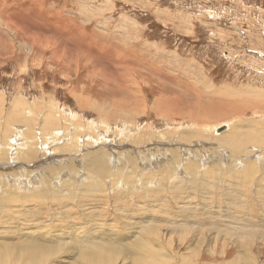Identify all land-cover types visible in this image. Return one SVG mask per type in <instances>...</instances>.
I'll return each mask as SVG.
<instances>
[{"label": "rangeland", "instance_id": "rangeland-1", "mask_svg": "<svg viewBox=\"0 0 264 264\" xmlns=\"http://www.w3.org/2000/svg\"><path fill=\"white\" fill-rule=\"evenodd\" d=\"M202 85L215 89V95L208 89V94L199 90L209 98L220 100L225 96L220 93L223 91L235 98L238 94L255 95L261 103L250 110L214 117L206 113L212 100L200 96L199 101L197 88ZM142 98L148 105L146 115L140 113L142 105L138 101ZM169 98L177 99L182 114L202 121L200 126L192 122L193 127L202 130L200 138L173 144L181 133L186 138L185 132H191L185 130L190 125L188 117L170 121L158 120L154 113L147 117L157 99L170 104L166 102ZM195 103L201 104V110L193 107L195 113H191L189 109ZM124 104L123 110L136 114L134 117L121 116ZM45 118H53L54 123ZM155 122L159 127L153 125ZM180 123L184 125L178 127ZM240 126L255 143L247 142L242 148L247 153H237L239 158L230 163L228 155L220 152L221 148L227 154L231 150L224 145L217 148L212 139L238 134ZM145 131L164 134L149 137L146 144L156 142L161 146L168 142L169 146L164 145L166 154H176L167 164L178 160L179 168L165 165L166 154H159L163 163L157 166L149 158L139 159L132 150L138 144L130 142ZM104 133L105 137H99ZM66 142V154L57 152ZM32 144L38 148L29 149ZM2 149L0 176L8 174V179L0 180V190L10 189L11 199L18 202L4 205L0 199V235L22 223L13 221L16 216L24 220L20 230L29 232L53 230L57 224L67 222L63 217L69 215L68 226L76 222L93 232L90 237L97 233L96 239L105 238L102 246L111 248L121 240L129 244L132 238L146 241L148 237L151 245L163 239L174 246L175 252L186 256V247L195 243L197 231L186 230L193 235L169 232V223L180 225L184 217L192 224L196 219L209 223L205 219L210 217L214 226L220 215L219 225L230 219L239 220L235 228L250 222L248 228L253 234L245 246L249 244L252 264H264V0H0ZM104 150L110 152L102 153ZM195 150L199 154L195 155ZM126 151L133 153L128 156L130 163H121V167L113 164L116 160L119 164ZM27 152L26 157L34 156L30 161L24 158ZM101 154L106 159L109 156L107 171L93 173ZM64 156L73 162L64 161ZM249 165L254 171L246 174ZM188 166L198 169L199 177L190 176ZM118 168L128 175L129 184L119 177L122 174ZM79 171L78 179L75 173ZM147 179L150 182L146 187L141 180ZM205 180L210 184H203ZM183 200L188 204L184 205ZM227 215L230 219L224 218ZM150 218H154L153 229L159 230V235L146 230L136 233ZM255 226L257 229L252 228ZM206 234L200 263L234 261L239 253L236 239L223 235V240H217L211 231ZM211 251L216 253L214 258ZM59 256L52 257L48 264L69 262V254ZM9 259L25 264L19 255ZM115 264L124 263L120 258Z\"/></svg>", "mask_w": 264, "mask_h": 264}, {"label": "bare ground", "instance_id": "bare-ground-1", "mask_svg": "<svg viewBox=\"0 0 264 264\" xmlns=\"http://www.w3.org/2000/svg\"><path fill=\"white\" fill-rule=\"evenodd\" d=\"M45 12V11H44ZM43 12V13H44ZM19 17V16H18ZM21 19V18H20ZM67 24V23H66ZM21 26V25H20ZM75 27V26H74ZM63 29V28H62ZM65 30V29H64ZM62 31L65 32V31ZM60 32V31H59ZM66 36V35H64ZM80 36V35H79ZM82 38V37H81ZM69 40V39H68ZM75 40V39H74ZM75 42V41H74ZM77 44V43H76ZM95 56V55H94ZM123 61V60H121ZM135 82L137 80H134ZM198 89V93L200 94L198 97H199V101H200V96H202L204 99H208V100H212V102L208 105H210L208 108H209V112L207 111L206 113H213L215 116L214 117H218V116H227V115H232L233 112H241L243 110H250L252 108H254L255 106H258L259 103V100L257 98H255L253 95V97L250 96H247L246 95H239L238 94V97H232L230 93L228 92H223L221 91L220 93L221 94H224L225 96L220 99V100H217L216 98L214 97H206L204 95H201L202 93L199 91L201 90L203 93H206V90H210L209 92L214 94L215 95V89H213L211 86H204L202 85L201 88H197ZM121 90V89H120ZM123 90V89H122ZM217 90V89H216ZM219 90V89H218ZM125 93H127L125 91ZM124 93V95H125ZM131 93V92H130ZM192 93H194V91H192ZM196 93V92H195ZM253 93V92H251ZM250 93V94H251ZM129 94V93H128ZM210 95V94H209ZM134 96V95H133ZM257 96V95H256ZM132 97V96H131ZM134 98V97H133ZM226 98V99H224ZM255 98V99H254ZM175 98H169L166 100L167 101H170L171 103L168 104V103H165V101H161L159 99H157V101H155L156 103L153 105V107L151 108V111L148 112V115L147 117H150L151 115H153V113L155 114V117L159 119L161 118H167L169 121L172 119V118H179V117H188L187 119V123L190 124L185 130H188V131H191V132H184L186 133L187 137L185 138L184 136H181L182 133L180 134V136H178L177 138H175L173 140V144H175L176 141H191L192 138H198L199 137V134L200 133H203L202 130H199L195 127H193V123L196 125V126H200L202 124V121H199V120H196L194 119L193 117H191L190 115L186 114H182L181 110H183L179 106V102L176 101L177 99ZM113 100V99H111ZM198 101V102H199ZM261 101V100H260ZM115 102V101H114ZM140 104L142 105L141 107V115H146V109L148 107L147 103H146V100L145 98H142L140 101ZM83 103V102H82ZM109 103V102H108ZM113 103V101H112ZM111 103V104H112ZM175 105H174V104ZM200 103V102H199ZM120 104V103H119ZM173 104V105H172ZM115 105V104H114ZM198 105V106H197ZM125 104L121 106V110L119 111L121 113V116L123 117H134L136 114H133L132 112H128V111H125L123 110ZM177 106V107H176ZM173 107V108H172ZM193 107L195 108H201V104H194L190 109L189 111L191 113H195V110L193 109ZM100 108V107H99ZM103 109H106L103 108ZM201 110V109H200ZM97 111L101 114L103 113L101 110L97 109ZM106 111V110H105ZM164 112V113H162ZM162 113V114H161ZM186 113V112H185ZM201 113V112H200ZM137 114H139L137 112ZM16 116V115H15ZM194 116H198L197 114H194ZM19 117V116H18ZM16 117V118H18ZM116 117V116H115ZM13 118V117H12ZM15 118V120H16ZM21 118V117H20ZM19 118V119H20ZM49 118V117H48ZM46 119V118H45ZM77 120V119H76ZM189 120V121H188ZM47 121H52L53 122V118L51 119H46V122ZM22 122V121H21ZM193 122V123H192ZM234 122V120H233ZM232 122V123H233ZM54 123V122H53ZM72 123V122H71ZM236 123V122H235ZM56 124H57V121H56ZM231 123H229V126H230ZM242 124V123H241ZM32 125V124H31ZM155 125L156 127H159L158 126V123L155 122ZM181 125H184V123H180L178 127H182ZM203 125V124H202ZM57 126V125H56ZM227 126V124H226ZM236 126V124H235ZM249 126V125H248ZM47 127V126H46ZM242 128V126H240ZM48 128V127H47ZM228 128V127H227ZM240 128V130H241ZM251 128V127H250ZM230 129V128H229ZM245 128L243 127L242 128V131L239 132L238 134L237 133H234L233 135L228 134L230 135L228 137L225 136V137H217V138H214L212 140H214V142L216 143L217 145V148L224 145L226 147H228L229 150H231V152L228 154L226 153L227 151H223V149L221 148V155L224 156L225 154L228 155L227 158L228 159V162L231 163V161H233L235 158H237L239 155L240 152H243V154H246L247 152L245 151H242V148L246 145H248L247 142H254V140L252 139H248V135L247 134V131L244 130ZM247 129V128H246ZM255 129V128H254ZM52 130V129H51ZM236 130H238L236 128ZM239 130V131H240ZM248 130V129H247ZM250 130V129H249ZM248 130V131H249ZM256 130V129H255ZM251 131V130H250ZM253 132V131H252ZM53 133V132H52ZM159 134H163L162 132H157L156 133H148L147 131L145 132H142L138 137H134V140L130 143H133V144H138V146L136 148H132L133 152L137 154V156L140 158H149L151 162L155 163L157 166L158 164H162L163 163V159L161 156H159V154L161 155H165L167 152H168V149L166 147H164V145H168L169 143L168 142H165L164 145H161V146H157L158 144L155 143H149V146H147L146 143H148V141H150V139H152L153 137H156L158 136ZM184 134V133H183ZM255 134V133H254ZM253 134V135H254ZM32 135V134H31ZM99 135V134H98ZM164 135V134H163ZM211 135V134H210ZM252 135V137H253ZM34 136V135H33ZM105 133L103 135H100L99 137H105ZM130 136V135H129ZM129 136L127 137V139H129ZM255 136V135H254ZM150 137V139H149ZM162 137V136H160ZM249 137H251L249 135ZM251 137V138H252ZM200 138V137H199ZM246 138V139H245ZM257 139V138H256ZM35 140V139H34ZM65 140V139H64ZM63 140V141H64ZM62 141V140H61ZM60 141V142H61ZM92 141V139H91ZM94 141V140H93ZM125 141V140H124ZM128 141V140H127ZM129 142V141H128ZM98 143V142H97ZM62 144V143H61ZM95 144V143H94ZM146 144V146H144ZM250 144V143H249ZM252 144V143H251ZM118 146H121L120 143L117 144ZM68 144L67 142L64 143L63 145H61V150L60 151H57L59 153H62V152H65L63 147H67ZM169 146V145H168ZM76 148H78L77 146H75ZM96 147V146H95ZM207 147V146H206ZM27 148V146H26ZM38 148V145H31L29 146V149H37ZM174 148V147H173ZM213 148V147H211ZM261 148V147H260ZM125 150H127L128 148L124 147ZM123 149V151H124ZM58 150V149H57ZM218 150V149H217ZM2 150H0V153H1ZM48 152V151H47ZM54 152V151H53ZM102 153H109L110 151L109 150H104V151H101ZM196 152V150H195ZM199 152V151H198ZM208 152V151H207ZM211 152V151H210ZM219 152V151H218ZM46 153V152H45ZM144 153V154H143ZM180 153V152H178ZM217 153V152H216ZM238 153V154H237ZM29 153L27 152V154H25L24 158L26 159H29V161L31 159H33L34 156H30V157H26V155H28ZM31 154V153H30ZM44 154V153H43ZM57 154V153H56ZM66 154V152H65ZM126 156L125 158H121L119 160V164H118V161H114L113 164H116V166L124 164V163H128L129 162V157L130 155H133V153L131 152H125ZM176 153H173V152H170L166 155H168V157L164 160V162L166 163L165 165L167 166H170L173 168L175 167H180V162L177 160L176 161H170V164L168 165V161L170 159H173V155H175ZM182 154V153H181ZM199 153L196 152L195 155H197ZM58 155V154H57ZM61 155V154H60ZM109 155V154H108ZM144 155V156H143ZM146 155V156H145ZM210 155V154H208ZM238 155V156H237ZM242 155V154H241ZM99 156V155H98ZM103 155L101 154V158H99V161L98 163L96 164L95 166V169H94V172L93 173H96V171H107L105 170L107 168V165L109 164V162H107V159L109 161V156H107V159L106 158H103L102 157ZM121 156V155H120ZM207 157V155H205ZM43 157V156H42ZM231 157V158H230ZM58 158V157H57ZM63 158V156H62ZM137 158V157H136ZM239 158V157H238ZM47 159V158H46ZM117 159V158H116ZM138 159V158H137ZM148 159V161H149ZM59 160V159H58ZM64 161H72V159H70L69 157L65 158L64 156ZM184 160V159H183ZM207 160V159H206ZM237 160V159H236ZM28 161V162H29ZM33 161V160H32ZM36 161V160H35ZM41 161V160H40ZM47 161V160H46ZM51 161V160H50ZM56 161V160H55ZM49 162V161H48ZM87 163H90V161H87ZM86 162H84V164H86ZM132 162V161H131ZM146 162V161H145ZM161 162V163H160ZM237 162V161H236ZM8 163V162H7ZM41 163V162H40ZM50 163V162H49ZM122 163V164H121ZM130 163V162H129ZM182 163V162H181ZM34 164V163H33ZM45 164V163H43ZM47 164V163H46ZM148 164V163H147ZM237 164V163H236ZM30 165V164H29ZM73 165V164H72ZM190 165H193V164H190ZM232 165V164H231ZM252 165V164H251ZM34 166V165H33ZM41 166V165H40ZM60 166V165H59ZM90 167H92V165L90 164L89 165ZM146 166V165H145ZM151 166V165H150ZM182 166V165H181ZM202 166V165H201ZM5 167V166H4ZM42 167V166H41ZM44 167V166H43ZM50 167V166H49ZM132 167V166H130ZM154 167V166H153ZM10 167H8L7 169H9ZM61 168V167H60ZM59 168V169H60ZM123 168V166H122ZM144 168V167H143ZM155 168V167H154ZM253 167L250 165L248 167H246L245 169V172L246 174L250 173L251 174V171H254L252 169ZM6 169V171H7ZM11 169V168H10ZM25 169V168H24ZM50 169V168H48ZM53 169V168H52ZM119 169V168H118ZM135 169H136V166H135ZM148 169V168H146ZM152 169V168H151ZM188 171L190 172V176H192L194 179L197 177H199L198 175V172L199 170L196 169L194 166H188ZM216 169V168H214ZM222 169V168H221ZM249 169V170H248ZM252 169V170H251ZM66 170V169H65ZM68 170V169H67ZM75 170V169H74ZM77 170V169H76ZM81 170V169H80ZM130 170V169H129ZM140 170V169H139ZM162 170V169H161ZM165 170V169H164ZM175 170V169H174ZM219 170V169H218ZM3 171V170H2ZM10 171V170H9ZM29 171V170H28ZM31 171V170H30ZM48 171V170H47ZM120 171V169H119ZM125 171V170H123ZM128 171V170H127ZM137 171V170H136ZM142 171V170H141ZM220 171V170H219ZM231 171V169H230ZM256 171V170H255ZM52 173V171H50ZM122 171H120L119 173H121ZM131 172V171H130ZM138 172V171H137ZM136 172V173H137ZM140 172V171H139ZM152 172V171H151ZM150 172V173H151ZM156 172V171H155ZM166 172V171H165ZM15 173V172H14ZM24 173V172H23ZM27 174H31V173H28L26 172ZM35 173H37L35 171ZM39 173V172H38ZM74 173V171H73ZM114 173V172H113ZM129 173V172H128ZM160 173V172H158ZM167 173V172H166ZM217 173V172H216ZM10 174V173H9ZM20 174V173H19ZM34 174V172H33ZM41 174V173H40ZM65 174H69V173H65ZM110 174V173H109ZM109 174H103V175H109ZM130 174V173H129ZM174 174V173H173ZM172 174V175H173ZM200 174V172H199ZM207 174V173H206ZM205 174V175H206ZM12 175V173H11ZM52 175V174H51ZM73 175V174H72ZM96 175V174H95ZM115 176V173L113 174ZM143 175V174H141ZM150 175V174H148ZM171 175V174H169ZM214 175V174H213ZM8 174H1L0 176V180L3 181V179L7 180ZM32 176V175H31ZM101 177V175H99ZM124 176V177H123ZM128 176V175H127ZM127 176L122 174V175H119V177L121 178H124V184H129L128 183V180H127ZM153 176V175H152ZM155 176V175H154ZM161 176H162V173H161ZM166 176V175H165ZM215 176V175H214ZM30 177V176H28ZM33 177V176H32ZM48 177V176H47ZM50 177V175H49ZM53 177V176H51ZM60 177V176H59ZM75 177L76 178H80L81 177V174H80V171L79 173H75ZM113 177V176H112ZM143 177V176H141ZM140 177V178H141ZM188 177V176H187ZM206 177V176H205ZM213 177V176H212ZM210 177V178H212ZM11 178V177H9ZM18 178V177H17ZM61 178V177H60ZM94 178V177H92ZM139 178V179H140ZM153 178V177H152ZM160 178V177H159ZM164 178V177H162ZM161 178V179H162ZM209 178V179H210ZM215 178V177H214ZM74 179V178H73ZM205 179V178H204ZM12 180V179H11ZM16 180V178H15ZM54 179H52L53 181ZM61 180V179H60ZM83 180V179H82ZM130 180V179H129ZM150 180V179H149ZM148 179L146 180V182L144 180H141L142 184H144L146 187L149 185ZM163 180V179H162ZM215 180V179H214ZM14 181V180H13ZM75 181V180H74ZM91 181H94L93 179L90 178V182ZM97 181V180H96ZM131 181V180H130ZM196 181V180H195ZM230 181H232L230 179ZM229 181V182H230ZM10 182V181H9ZM9 182H5L6 184H8ZM63 182V180H62ZM82 182V181H81ZM85 182V181H84ZM99 182V181H98ZM150 182V181H149ZM211 181L209 180H205V184L206 183L210 184ZM215 182V181H214ZM228 182V181H226ZM15 183V182H14ZM51 183V182H50ZM53 183V182H52ZM69 183V182H68ZM152 183V182H151ZM194 183V182H193ZM5 184V185H6ZM67 184V183H66ZM134 184V183H133ZM148 184V185H147ZM180 184H182V182H180ZM197 184V183H196ZM195 184V185H196ZM68 185V184H67ZM70 185V184H69ZM68 185V186H69ZM102 185V184H101ZM100 185V186H101ZM158 185V184H157ZM194 185V186H195ZM203 185V186H205ZM11 186V185H9ZM8 185H6L5 187H9ZM15 186L17 187V184H15ZM59 186V185H58ZM61 186V185H60ZM124 186V185H123ZM133 186V185H132ZM151 186V185H150ZM200 186V185H199ZM50 187V186H49ZM190 187H192L190 185ZM196 187V186H195ZM205 188V187H203ZM14 189H17V188H14ZM52 189V188H51ZM56 189V188H54ZM68 189V188H67ZM72 189V188H71ZM187 189V188H186ZM193 189V187L191 188V190ZM211 189V188H209ZM19 190V189H18ZM34 190V189H33ZM47 190V189H46ZM202 190H205V189H202ZM48 191V190H47ZM51 191V190H50ZM56 191V190H55ZM67 191V190H66ZM151 191V190H150ZM18 192V191H17ZM16 192V194H17ZM60 192V191H59ZM144 192H147L146 189L144 190ZM186 191L183 190V193H185ZM241 192V191H240ZM57 193V192H56ZM36 194V193H35ZM188 194V193H186ZM261 194V193H260ZM12 191L9 189H4V188H1L0 190V199H2V204H7L9 205L10 203H14V204H17L18 200L16 199H11L12 198ZM28 195V194H27ZM58 195V194H57ZM71 196V195H70ZM27 197V196H26ZM146 197L148 199V197L150 198V196H148V192L146 193ZM146 197H143L142 196V199L143 201L147 202L146 200H144ZM195 197V196H194ZM23 198V197H22ZM165 200V199H164ZM239 200H241L239 198ZM163 201V200H162ZM184 201V200H183ZM234 201V200H233ZM32 202H33V199H32ZM1 203V201H0ZM9 203V204H8ZM238 203V201H237ZM188 203L186 202V200L184 201V205H187ZM240 204V203H239ZM238 205V204H237ZM242 206V205H241ZM157 207V206H156ZM11 208V207H10ZM168 208V206H167ZM242 208V207H241ZM9 209V207H8ZM15 209V208H14ZM206 209V208H205ZM207 209H208V206H207ZM12 210V209H11ZM16 210V209H15ZM13 211V210H12ZM187 211V210H186ZM210 211V210H209ZM208 211V212H209ZM69 212V211H68ZM67 212V213H68ZM26 213V212H25ZM27 214V213H26ZM69 214V213H68ZM194 214V213H193ZM161 215V214H160ZM195 215V214H194ZM208 215V214H207ZM210 215V214H209ZM14 215H12L13 217ZM94 216V215H93ZM151 216V215H150ZM212 216V215H211ZM216 216V214H215ZM220 216V215H219ZM217 217L216 218V223H213L215 224L214 226L211 225L210 223V220L213 218L210 219V217H206L207 219L205 220H208L209 223H206V222H203L201 223L200 220L196 219L195 223L193 221V224L191 222H189V220H186L185 217H184V220L180 225L179 223L175 225L174 224H170L169 223V227H172L169 232H182V233H185L190 235L192 233H188V229L190 228H193L192 231H197L198 235H196L195 237H193L194 239H196L195 243L194 244H189L186 248H187V253H186V256L184 253H177L174 251V246L173 245H170V244H167L166 241H164L163 239L159 240L158 239V244L156 245L155 241L153 243V245H151L150 243V239H148V237L146 235H143L145 236V238L147 237V240L146 241H143V240H139L141 238H136V241L135 239L132 238L134 244L132 245H129L131 243H133L132 241H129L131 243L127 244V243H121L119 242L118 246H114V247H108L107 246H102V242H103V239L105 238H100V239H96V236L98 237L99 235H97L96 233V236L94 237V235L92 237H90V235L93 233L91 230L88 231L87 228H81V226H79V223L75 225L76 222L73 223V227L71 226H68V223L69 222V215H64L63 218H65L67 220V222H64L63 224H57L59 226H55V230H45L43 228H41L39 231H31V229H29L30 231L29 232H24L23 230H20L22 227L24 226H21L23 225V221L22 220V217L21 218H16V217H13V221L16 223H20L22 222L21 224L17 225V226H14V228L10 227L9 231L7 232H4L2 235H0V240L1 239H4V242L1 244L0 242V264H21V263H15V262H12L9 258L12 256V255H19L23 258L25 264H48L49 262H51V260H53L52 257H59V255L62 256V254H66L68 255L69 254V262H67V264H115L116 261L121 260L123 261L124 264H202L199 262V258L201 257V254H202V247L204 245V243H207V240H206V233H214V239H217L219 240L221 237H223L224 235V238H227L225 236H229L232 237V240L233 239H236L237 243L236 244H239L238 245V249H239V253L238 255L235 257L234 261H230L229 264H239V263H242V264H252L253 262L252 261V258L253 257H250V254H249V244L246 243V246H245V242H250V240L248 239L250 237L251 234H253V232H251L252 230H250V228H248V226H250V222H247L244 224V222L242 224L239 223V227L235 228L236 225L235 224H238V221L236 220H233V219H230V217H228V215L224 218H229L230 219V222L229 223H224V224H221L219 225L220 223H217V220L218 219H221V217ZM6 217V216H5ZM90 218V216H88ZM157 217V216H156ZM180 217V215L178 216V218ZM190 217V216H189ZM188 217V218H189ZM196 217V216H195ZM16 219V220H15ZM20 219V220H19ZM72 219V218H71ZM147 219V218H145ZM144 219V220H145ZM226 220V219H224ZM20 221V222H19ZM63 221V220H62ZM96 221V220H95ZM93 221V222H95ZM154 218H150L148 220L147 223L139 226V229L140 231L136 232V233H142L143 230H146L147 232H150L152 234H156V231L155 229H153L155 226H154ZM165 221V220H164ZM192 221V220H191ZM229 221V220H228ZM7 222V221H6ZM91 222V221H90ZM254 222V221H253ZM252 222V223H253ZM141 223H144L143 221ZM71 224V223H70ZM140 224V223H139ZM261 224V223H260ZM89 225V224H88ZM93 226H95L94 224H92ZM235 225V227H234ZM11 226V225H10ZM84 226V225H83ZM148 226V229H146ZM254 226V225H253ZM95 227H101V225H97ZM261 227V226H260ZM130 228V227H129ZM252 228H256L255 227H252ZM97 229V232L98 231H101L98 230V228H95L94 231H96ZM257 229V228H256ZM110 228L107 230L109 231ZM187 230V231H186ZM81 231H84V232H81ZM254 231V230H253ZM70 232V233H69ZM81 232V233H80ZM106 232V231H105ZM103 232V233H105ZM111 232V230H110ZM135 232V231H134ZM108 233V232H107ZM1 234V233H0ZM99 234V233H98ZM102 234V233H100ZM171 234V233H170ZM113 234H111L112 236ZM159 234L157 233L155 236H158ZM172 235V234H171ZM193 235V234H192ZM222 235V236H221ZM134 236V235H133ZM249 236V237H248ZM94 237V238H93ZM103 237V235H102ZM116 237V236H115ZM119 237V235H118ZM110 238V237H109ZM108 238V239H109ZM113 238V237H112ZM117 238V237H116ZM115 240L118 241V238ZM123 237H121L120 239H122ZM209 238V237H208ZM223 238V239H224ZM251 238H252V235H251ZM107 239V238H106ZM114 239V238H113ZM126 239V238H125ZM123 239V240H125ZM213 238H210V240L208 241H211ZM222 239V238H221ZM222 239V240H223ZM231 239V238H230ZM112 240V239H111ZM115 240L113 242H115ZM181 240V239H180ZM106 242L108 240H105ZM9 242V243H8ZM111 242V241H110ZM112 242V243H113ZM183 242V241H181ZM116 243V242H115ZM108 244V243H107ZM167 244V245H165ZM209 244V243H208ZM170 245V246H169ZM165 246H169L168 248H166ZM123 247V248H121ZM223 250V249H222ZM211 256L214 258L216 253L215 251H211ZM223 256V253L222 255ZM58 258V259H59ZM66 258V257H65ZM130 260V261H129ZM254 260V259H253ZM67 261V260H66ZM255 261V260H254ZM65 262V261H64ZM239 262V263H238ZM255 263V262H254ZM203 264H206V263H203ZM207 264H217V261L216 262H212V263H207Z\"/></svg>", "mask_w": 264, "mask_h": 264}]
</instances>
